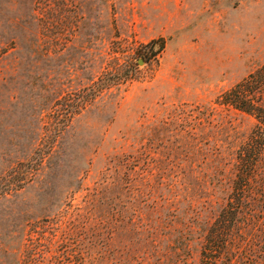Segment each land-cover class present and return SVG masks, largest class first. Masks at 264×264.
Segmentation results:
<instances>
[{
  "label": "rangeland",
  "instance_id": "rangeland-1",
  "mask_svg": "<svg viewBox=\"0 0 264 264\" xmlns=\"http://www.w3.org/2000/svg\"><path fill=\"white\" fill-rule=\"evenodd\" d=\"M263 64L264 0H0V264H199Z\"/></svg>",
  "mask_w": 264,
  "mask_h": 264
},
{
  "label": "trees",
  "instance_id": "trees-1",
  "mask_svg": "<svg viewBox=\"0 0 264 264\" xmlns=\"http://www.w3.org/2000/svg\"><path fill=\"white\" fill-rule=\"evenodd\" d=\"M163 47L164 39L145 45L154 57ZM124 72L121 81L130 79L131 73ZM117 84L102 76L94 87ZM216 103L254 116L257 124L238 150L233 191L208 229L199 264H264V64L220 94Z\"/></svg>",
  "mask_w": 264,
  "mask_h": 264
}]
</instances>
